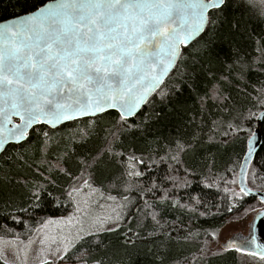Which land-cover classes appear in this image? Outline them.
Instances as JSON below:
<instances>
[{
	"label": "snow or ice",
	"instance_id": "1",
	"mask_svg": "<svg viewBox=\"0 0 264 264\" xmlns=\"http://www.w3.org/2000/svg\"><path fill=\"white\" fill-rule=\"evenodd\" d=\"M249 11L264 24V0H0V154L37 142L35 159L19 157L36 178L16 181L21 193L0 180V264H104L110 234L129 256L143 243L149 264L229 253L264 264V154L253 130L264 126V80L248 82L264 73V30L249 31ZM238 36L255 55L241 54ZM201 77L215 83L198 97L200 114L223 113L206 140L191 132L147 154L126 143L148 130L141 109L151 95L178 103ZM225 84L247 103L237 106ZM109 110L114 121L99 126ZM204 144L239 151L221 173L211 147L201 155ZM100 200L112 210L94 215ZM61 224L70 227L53 234Z\"/></svg>",
	"mask_w": 264,
	"mask_h": 264
},
{
	"label": "trees",
	"instance_id": "2",
	"mask_svg": "<svg viewBox=\"0 0 264 264\" xmlns=\"http://www.w3.org/2000/svg\"><path fill=\"white\" fill-rule=\"evenodd\" d=\"M236 2L238 3L239 0H236ZM232 11L237 17H239L241 12H244V9H236L235 6H233ZM249 15L252 16V20L249 24V31L253 28L256 29L257 33L264 30V24H259V26H257V16L252 12H246L245 19H248ZM237 41L241 47V54H243L244 51H247L249 56L255 55L252 51L251 41L247 39L242 40L239 36L237 37ZM232 52L235 53L236 49L234 48ZM226 55H228L227 48L225 49V54L221 56V59L223 60ZM174 79L175 74L171 73L165 82ZM258 80H264V73L256 71L249 74L248 82L250 84H256ZM213 83L215 82L212 81L210 77H201L196 82V87L192 91H185L182 94L178 103L175 99H173L171 104H169L168 100L161 102V98L154 94L141 110V119H144L146 116L149 117L150 126L148 130L143 132V134H137L135 137L127 135L126 143L135 146L138 150H145V154H147L148 150L156 148L157 141L164 144L166 143V138L174 139L178 136H186L191 132H196L197 135L203 136L206 140L207 135L209 134L208 128L211 125V121L220 119L223 116V113L219 112L215 107L210 109L206 108L202 114H200L199 111L198 97L199 95H202L206 89L210 88ZM223 90L225 91V94H231L233 96L234 102L237 106L247 103L245 97L238 94L233 85L225 84ZM251 90V88L248 89L249 92H251ZM155 112L161 113V118L159 120L153 115ZM115 116V112H107L102 116L96 117L95 120L99 126H107L110 122L114 121ZM193 117H195V123L200 125L199 128L193 126ZM202 119L205 122L204 124L200 123ZM255 125L256 124L253 125V130ZM79 127H83V120L75 122V128ZM75 128L68 125H62L60 129L57 130V133L70 132ZM201 128L203 131L200 130ZM261 134L262 145L259 151L261 154H264V126H261ZM216 139L219 140L220 137L217 136ZM36 147L37 142L34 137L32 143L25 146L23 149L16 146L13 150L14 146L9 145V152L0 155V180L12 181L13 183L9 185L10 190L15 191L16 193H21L22 188L13 187L15 182L24 180L33 181L36 178L33 174L34 170L30 171L25 166V162L19 159L21 155H25L30 163L33 156L37 155ZM209 147H211V151L217 155L218 168L221 173H223L224 165L230 159H235V154L239 151L238 145L229 149L228 152L225 153L223 149L217 152L215 146L204 144L202 146L203 151L201 152V155H208L207 149ZM5 173L8 175L5 176ZM132 211L135 213V209H132ZM62 215H66V213L63 211L55 213L56 217H61ZM185 223H188L190 227L196 225V221L190 223L185 221ZM129 226L133 227L134 230H137L134 217L130 218ZM122 243L123 241H118L114 234L109 235L108 239L105 241V247L100 250V253H98H106V255H102L104 264H149L150 258L145 257L143 252L140 251L146 247L143 243L138 241L137 249H128V253H131V256L126 254L125 249L121 247ZM147 247H152V245L149 244ZM188 247L191 248L192 252H195L194 244H190ZM178 251L182 252L184 256L189 255V251L186 249H178ZM137 252H139L138 255L136 254ZM179 259L180 256H176V260L178 261ZM206 264H236V258L234 253L226 254L223 258L208 257Z\"/></svg>",
	"mask_w": 264,
	"mask_h": 264
},
{
	"label": "rangeland",
	"instance_id": "3",
	"mask_svg": "<svg viewBox=\"0 0 264 264\" xmlns=\"http://www.w3.org/2000/svg\"><path fill=\"white\" fill-rule=\"evenodd\" d=\"M75 130H76V128L71 130L70 132L57 133V139L60 138L61 134H63L65 137H67V135L69 133H71V132H73ZM35 158H36V156H33V158L30 160V162L33 159H35ZM99 203L103 204L104 206L103 207H97V206L93 205L90 208V211L94 215H103L106 212H110L112 210L111 207H109V205L112 204L111 201L105 202L103 200H100ZM251 203L256 204V200H252ZM257 206H259V205H257ZM57 218H59V217H57ZM69 227H70V225H67V224L52 225L51 226V231L53 232V234H55L59 230V228H64L65 230H67ZM234 255H235V258H236V264H252L251 258L244 257V256H242L241 254H238V253H234ZM29 264H35V258L34 257L30 258Z\"/></svg>",
	"mask_w": 264,
	"mask_h": 264
},
{
	"label": "water",
	"instance_id": "4",
	"mask_svg": "<svg viewBox=\"0 0 264 264\" xmlns=\"http://www.w3.org/2000/svg\"><path fill=\"white\" fill-rule=\"evenodd\" d=\"M170 76V75H169ZM168 76V77H169ZM168 77H165V80L168 78ZM154 95V94H153ZM153 95H151L150 97H149V99L153 96ZM143 109V108H142ZM141 109V110H142ZM108 112H115L114 110H109ZM107 113V112H106ZM116 113V112H115ZM254 130L255 131H257V136L255 137V139L258 141V143L256 144V147H257V149L259 150L260 149V147H261V145H262V134H261V125H259V124H256L255 125V128H254ZM1 155V154H0ZM257 199H258V197H257Z\"/></svg>",
	"mask_w": 264,
	"mask_h": 264
}]
</instances>
